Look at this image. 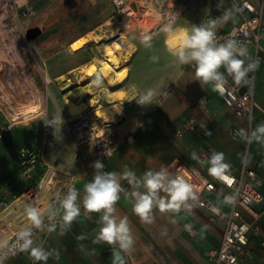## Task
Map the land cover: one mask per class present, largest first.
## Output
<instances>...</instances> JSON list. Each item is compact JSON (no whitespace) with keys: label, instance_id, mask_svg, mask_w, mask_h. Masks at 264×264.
<instances>
[{"label":"crops","instance_id":"obj_1","mask_svg":"<svg viewBox=\"0 0 264 264\" xmlns=\"http://www.w3.org/2000/svg\"><path fill=\"white\" fill-rule=\"evenodd\" d=\"M252 1L260 4V0ZM212 2L213 0H181L178 6L179 11L181 12L182 9L183 12L180 19L184 27L189 28L192 24L199 25L202 21L206 22V17V21L203 18V11L208 9L209 12ZM225 11L230 13V19L227 22L218 24L216 30H230L241 23L240 15L235 11L229 0L222 1L220 15ZM82 35L80 33L75 34L69 45ZM262 41L264 45V36ZM249 57L253 61V53H249ZM261 57L258 60L259 63L256 69V99L264 108V52H262ZM93 64H95L94 59L85 64L79 59H74L64 63L57 70L56 75L60 77L73 71L77 73L81 66H91ZM177 66L179 70H177L178 73L172 82V85L176 86V90L159 104L160 110L153 115L154 120L152 123L143 124L142 122L136 127L134 131L136 141L122 142L117 147L110 163L112 172L122 173L125 166H127L128 169L134 171L140 177L146 170L158 171L162 167L168 169L170 163L176 158L205 172V167L200 164L199 159L205 155L208 164V158L213 151L224 154L226 162L231 165L230 172L237 173L240 170L244 159V145L242 142L232 139L229 129L232 126L244 129V123L210 85H201L198 81H195L192 67ZM150 71L154 72L155 69ZM92 84L96 90L94 81ZM156 90L159 91V87ZM96 92L98 93V90ZM104 95L106 96V91ZM117 95L116 101H128L127 98L123 97L124 94L118 92ZM202 95L208 97V103L205 107L197 104L198 98ZM98 96L102 102L103 99L99 93ZM107 99L110 101V98L107 97ZM109 101L102 103L104 108H91L96 109L95 112L102 117V112L107 110L110 105ZM67 109L75 115V111L69 105H67ZM188 115L196 117L195 127L186 131L182 137H175L173 132L175 125L180 119ZM259 123H261L260 113L256 116L253 129ZM200 125H206L207 130L212 135L205 136ZM50 128L40 132L39 143H37L39 147L35 149L44 158L61 155L62 148L58 143L62 138L64 139V133L61 131L59 133L57 130L55 135L54 130ZM10 130H12V127L9 128L7 133ZM129 130V127L118 130L119 136L124 137ZM7 133L3 138H7ZM194 153L196 159H193ZM248 160L252 166L258 167L260 171L264 172V145L256 142L251 143ZM73 171L80 177L76 183V189L80 193L81 215L72 222L67 230L54 227L52 231H48L34 241V244L53 253L47 264H113V246L96 240L101 227L99 223L101 214L89 213L82 206L84 185L88 182L89 174L93 176L94 169L84 170L76 166ZM122 181L127 183L123 179ZM29 184L24 187L14 183V185H9L3 191H5L6 196L18 197ZM131 190L132 188L129 185L128 191ZM216 201L224 204L217 197ZM189 203L192 204L190 210L182 209L179 212L161 213L154 209V221L147 224L141 223L133 212V201L126 199L123 195L121 196L116 205V214L120 217L126 216L129 220L135 241L130 254L136 263L143 264L157 261L160 264H212L208 252L219 245L224 230V221L217 220L213 222L209 220L208 211L198 204L197 199L189 201ZM224 206L226 205L224 204ZM245 216L252 220L247 213ZM186 223H190L194 227L196 234L192 235L186 230ZM81 236L84 238L80 239ZM261 241H264V232L259 237L251 238L249 243L251 256L246 258L245 264H257L258 262L264 264V244L262 245ZM115 251L123 256V252L119 249H115ZM5 264H44V262H35L30 253L26 251L20 257L8 259Z\"/></svg>","mask_w":264,"mask_h":264},{"label":"rangeland","instance_id":"obj_2","mask_svg":"<svg viewBox=\"0 0 264 264\" xmlns=\"http://www.w3.org/2000/svg\"><path fill=\"white\" fill-rule=\"evenodd\" d=\"M116 1L28 0L34 13L29 17H19L10 8L8 0H0V130L12 127V130L6 132L7 138L0 139V203L3 202V205H0L1 226L9 220L8 213L13 209L12 206H6L14 197L6 196L3 191L9 185L16 183L25 187L28 183L38 182L47 170L48 166L45 164L56 165L60 178L67 174L77 175L73 171L76 166L84 170L94 169L92 165L96 161L92 149L87 145L77 147L74 141L64 134V139L58 143L62 148L61 155L45 157L44 165H37L29 171L31 177L24 174V169L20 165L19 149L21 147L37 149L40 132L51 127L45 122L61 111L67 112L65 93L61 91L64 82L56 75L64 63L79 59L85 64L97 56H102L106 50L112 48L111 45L118 38L115 37L123 33L120 37L128 36L136 52L129 64L130 80L120 89L126 94L128 101L112 102L122 107V113L115 117L116 128L120 130L129 127L134 133L140 123L147 124L146 119L159 112L160 106L156 107L153 104L141 107L137 105L135 99L140 91L148 88L159 87L157 92L161 95L163 90L172 85L178 73V64L168 54L166 37L160 31L173 2L124 0L125 5L118 6ZM128 9H131V19L135 22L133 27L126 26L123 21ZM203 12L205 20L208 9ZM135 13L139 19L138 23L143 22L144 24H141L143 26L154 27L148 31L140 28L134 20ZM182 15L181 9L180 18ZM99 25H103L107 35L101 42L85 47L78 38L69 45L75 34L87 33ZM173 26L184 27V24L180 19ZM142 34H151L154 37L151 48L141 44ZM152 57L157 59L154 61ZM151 69L155 71L152 72ZM75 72L65 76L76 80ZM46 74L53 78L52 82L45 81ZM100 80L101 84L97 86L94 83V86L103 99L100 103L104 104L109 101L104 95L107 84L103 78ZM92 114L97 117L94 112ZM29 222L28 217L24 221L16 220L13 229H18ZM6 239L7 237L0 240V245Z\"/></svg>","mask_w":264,"mask_h":264},{"label":"built area","instance_id":"obj_3","mask_svg":"<svg viewBox=\"0 0 264 264\" xmlns=\"http://www.w3.org/2000/svg\"><path fill=\"white\" fill-rule=\"evenodd\" d=\"M21 1H24L20 4ZM181 0H172L173 6L165 15L163 24L175 25L180 19V11L178 3ZM223 1V0H222ZM235 11L241 17V23L234 26L230 30H216V38L219 42H223L228 38L236 39L244 44L248 53H253V61L261 59L264 52L263 36H264V0H260V4L254 3L252 0H229ZM10 8L19 17H29L34 11L28 0H8ZM118 6H124V0L116 1ZM120 8V7H119ZM217 9V0H213L210 5L206 20L221 16ZM178 14V15H176ZM256 80L257 72L248 74V83L240 85L235 84L232 79L228 78V84L222 92H217L226 103L233 109L237 117L244 123L245 128L232 126L229 129L230 136L233 140L240 141L244 145V159L240 170L237 173L230 172V182H222L211 176L208 172L209 165L206 163V157L203 155L199 160L200 164L205 167V172L201 169L193 167L181 159H174L169 167L170 174L183 177L188 183L193 185L198 204L208 211L209 220L215 222L217 220L224 221V230L222 238L218 246L208 252V257L212 264H245L247 257L251 256L249 243L252 237H259L264 232V172L258 167L249 163L248 155L251 143L249 144L244 137L240 135L241 130L251 131L254 121L258 113L261 114V122H264V108L256 99ZM176 90L175 85L167 87L156 102L160 104L163 99ZM208 103V97L202 95L198 98L197 104L205 107ZM158 104H154L158 107ZM156 107L154 110H156ZM64 123L61 126L63 133L74 141L77 147L87 145L92 149L95 161L104 164V170L110 171V163L115 155L117 147L122 142L136 141V135L130 131L124 137L119 136L116 128V120L105 122V131L100 133L99 128H95L98 120L91 111H86L78 116H71L68 111H61ZM153 116L146 119L147 123H152ZM196 117L188 115L179 120L174 127V136L179 138L188 130L195 127ZM10 126L0 130V139L9 130ZM21 149L24 150L21 155ZM18 157L20 165L24 169V174H28L37 165H44L45 158L38 151L29 147H21ZM46 172L42 175L38 182L30 183L24 192L6 207L12 206L9 211V220L0 225V240L7 237L6 241L0 245V264L12 257H20L26 251H22L20 246L22 241L18 237V233L22 228L31 226V221L22 225L18 229H13L16 220L24 221L27 217L25 207L33 205L46 210L49 205H56L57 195L63 194L71 187L76 188V183L80 179L75 174H67L64 178H60L59 170L54 165L45 164ZM31 177V174H28ZM92 176L89 174L90 181ZM123 188L128 190L129 184L121 180ZM47 193L49 195H47ZM219 198L224 204L216 201ZM228 197H232V201H228ZM16 202H19L17 205ZM3 205V202L0 203ZM262 206L261 208H259ZM251 216L252 220L246 218L245 214ZM12 220V221H10ZM44 230H35L33 240L36 241L43 234L47 233L49 227H61V219L59 216L53 222H47ZM54 226V227H53ZM186 230L194 235L196 230L190 223L185 224ZM264 244V241H261ZM125 264L136 263L129 253H123ZM143 264H160L159 262H150ZM257 264H262L258 262Z\"/></svg>","mask_w":264,"mask_h":264},{"label":"clouds","instance_id":"obj_4","mask_svg":"<svg viewBox=\"0 0 264 264\" xmlns=\"http://www.w3.org/2000/svg\"><path fill=\"white\" fill-rule=\"evenodd\" d=\"M221 8L222 0H217V9L220 11ZM228 19L230 13L225 11L221 16L210 18L206 22L202 21L199 25L192 24L189 28L164 24L160 29L166 37V50L174 61L181 67H192L195 81L201 85H210L217 92L224 90L229 77L237 85L248 83V74L254 72L259 63L250 59L247 47L236 39L228 38L223 42L217 40L218 24L227 22ZM153 38L151 34H142L140 42L144 47L151 48ZM152 59L155 61L157 58L152 57ZM94 83L99 86L100 78L98 77ZM159 95L156 89L148 88L138 93L135 102L141 107L158 104L156 98ZM63 123L61 112L45 122L54 129L55 135L57 130L60 133ZM200 128L205 136L212 135L206 125H200ZM240 135L249 144L256 142L264 145V122L259 123L250 132L241 130ZM23 153L24 150L21 149V155ZM196 158L194 153L193 159ZM208 165L211 176L222 182L230 181L231 165L226 162L222 152L213 151L208 158ZM92 167L94 174L84 185L82 206L89 213L101 214L99 219L101 227L96 240L113 246V264H125L124 257L117 254L115 249L129 253L135 243L128 218L116 214V205L122 195L133 201V212L141 223L147 224L154 221V209L161 213L190 210L192 204L189 201L196 199L193 185L179 175L170 174L164 167L158 171L146 170L140 177L127 166L122 173L105 171L104 164L100 161H96ZM122 179L131 186V191L123 188ZM56 199L58 207L49 205L43 211L33 205L25 207L31 226L22 228L18 233L22 241L20 249L28 251L35 262L47 264L53 253L34 244V231L44 230L48 226L46 221L53 222L57 216L67 230L81 215L80 193L75 187L70 186L65 193L58 194ZM227 199L231 202L233 198ZM48 230L52 231L53 228L49 227Z\"/></svg>","mask_w":264,"mask_h":264},{"label":"bare ground","instance_id":"obj_5","mask_svg":"<svg viewBox=\"0 0 264 264\" xmlns=\"http://www.w3.org/2000/svg\"><path fill=\"white\" fill-rule=\"evenodd\" d=\"M134 20H136V24L145 31H148L151 29V27H154H149L147 25L143 26L141 25L144 24L143 22L138 23L139 19L137 18L136 13L134 15ZM123 21L128 27H133L135 25V22H133L131 19V9H128ZM121 35L115 37L118 38L111 45L112 48L106 50L102 56H97L94 58V65L81 66L80 70L77 73L75 72L77 75L76 80L67 78L65 75L60 76V81L64 82L61 88V91L65 93L64 99L67 105H69L70 108L75 111V115H73L69 109H67L68 113H70L71 116H78L88 111V109L89 111L94 112L97 116V119L100 120L97 123H94L95 128H99L100 133L105 131V122L111 121V119H113L117 114L122 113L121 106L117 105L116 103H112L113 101H116L118 92L124 94L123 97L127 98L126 94L121 92L120 89L124 85H127L130 80L131 71L129 69V64L132 62L135 56L136 48L129 40L128 36L120 37ZM106 37L107 35L104 32L103 25H99L96 29L84 33L80 37V41L85 47H88L92 43L94 44L101 42ZM98 77L105 80V83L107 84L106 96L110 98V105L108 106L107 110L102 112L103 118L95 112L96 109L91 108H104V106L100 103L101 99L99 98L98 93L93 88L92 84L93 81H95ZM45 81L47 83L52 82L53 78L49 74H46ZM122 102L123 101H121V103ZM28 116L30 115H27V117Z\"/></svg>","mask_w":264,"mask_h":264},{"label":"snow or ice","instance_id":"obj_6","mask_svg":"<svg viewBox=\"0 0 264 264\" xmlns=\"http://www.w3.org/2000/svg\"><path fill=\"white\" fill-rule=\"evenodd\" d=\"M227 179V178H226ZM230 182V181H229Z\"/></svg>","mask_w":264,"mask_h":264}]
</instances>
